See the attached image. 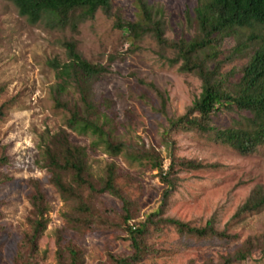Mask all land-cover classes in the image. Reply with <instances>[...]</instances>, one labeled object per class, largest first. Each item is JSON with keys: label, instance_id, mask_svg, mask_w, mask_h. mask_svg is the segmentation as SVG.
Returning a JSON list of instances; mask_svg holds the SVG:
<instances>
[{"label": "rangeland", "instance_id": "1", "mask_svg": "<svg viewBox=\"0 0 264 264\" xmlns=\"http://www.w3.org/2000/svg\"><path fill=\"white\" fill-rule=\"evenodd\" d=\"M110 1L112 12L123 20L136 19L133 0ZM196 1L147 0L169 40L193 36ZM114 21L98 10L74 27L57 28L44 20L30 24L11 2L0 0V156L6 158L0 167V177L4 178L0 182V264H16L24 240L33 232L31 195L36 183L46 200L47 223L37 241L33 264H58V251L62 261L68 262L64 252L68 244L80 251L79 264H112L109 255L130 252L121 230L72 229L73 203L60 198L45 167L44 148L49 136L65 129L68 117L67 111L55 105L53 89L58 79L49 65L50 61L66 60L65 41H72L87 61L107 68L93 83L92 98L106 117L107 123L102 117L99 122L105 123L113 141L126 147L113 156L96 136L70 131L71 141L86 149L91 181L100 187L106 167L114 165L116 185L130 202L132 224L143 221L152 209H160L155 220L175 218L195 227L211 221L215 229L231 236L197 238L179 234L168 225L150 229L147 244L152 250L138 264H217L221 256L233 254L247 238L264 234V207L234 218L251 191L258 185L264 187V146L240 155L195 132L171 134L178 159L210 166L198 170L176 167L175 186L166 199V186L158 170L129 158L128 151H152L163 158L167 170L168 149L163 145L167 119L183 114L201 89L196 76L180 72L179 65L170 62L171 51L161 49L150 37L131 47L127 32L116 28ZM246 36L226 37L219 59L228 56L239 42L246 43ZM253 47L222 64L223 73L234 71L230 81L239 77L238 71ZM148 83L165 98L163 112L160 95ZM67 91V100L69 95L77 97L71 87ZM234 119H238L237 111L223 110L212 117V125L225 128ZM64 180L70 182V175ZM87 194L83 192L84 197ZM91 204L103 217L120 221L121 202L116 197L104 193L92 197ZM233 264H264V257L256 251L251 258Z\"/></svg>", "mask_w": 264, "mask_h": 264}, {"label": "trees", "instance_id": "2", "mask_svg": "<svg viewBox=\"0 0 264 264\" xmlns=\"http://www.w3.org/2000/svg\"><path fill=\"white\" fill-rule=\"evenodd\" d=\"M11 2L20 16L30 24L44 20L53 27H74L78 22L92 18L100 10L105 16L115 18V27L126 31V41L131 47L150 37L163 50L172 52L170 62L178 64V70L196 76L200 81V93L186 107L183 114L167 119L164 130L163 145L168 149L169 166L165 170L163 158L150 151H128L129 158L140 164H148L156 169L163 184L166 186L164 198L173 190L176 167L198 170L204 165L193 160L178 159L174 153V141L170 135L179 132H195L206 136L211 142L228 147L240 155L254 153L264 146V0H197L193 7L195 32L189 39L169 40L164 35L161 19L147 0H133L136 8V19L123 20L112 12L110 0H6ZM248 34V35H247ZM246 36V43L239 42L230 50L223 60L221 46L226 37ZM66 60L62 63L50 61L58 83L54 87L53 98L56 107L68 112L65 129H59L49 136L45 145V167L50 172V183L64 201H71L74 207L73 220L70 221L74 230L99 229L121 230V238L129 242L130 252L121 255H109L112 264H138L152 250L147 244L150 229L160 226H172L179 234L197 238L217 237L229 239L226 231H218L211 221L203 227H195L175 218H158L161 210H153L145 215L143 221L131 223L130 202L123 196L116 185V170L113 164L105 169L102 184L97 187L88 173L86 149L70 139V131L77 135L90 133L104 144L105 151L117 155L124 151L125 144L115 142L104 128L105 115L102 114L92 98V85L107 68L100 63L87 61L77 50L72 41L63 43ZM254 47L248 55L247 62L239 69L236 81H230L233 72L223 73L222 64L232 56H242L247 48ZM161 97L163 112L165 98L152 83L147 84ZM68 87L73 89L77 97L69 95ZM73 98V99H72ZM223 110L237 111L238 119L230 126L218 128L212 125V117ZM0 110V114H1ZM165 113V112H164ZM104 119V124L99 118ZM6 162L0 156V167ZM146 162V163H145ZM70 175V182L64 180ZM4 178L0 177V182ZM88 191L87 197L83 192ZM109 194L121 202L120 221L103 217L97 209L93 210L91 198L101 194ZM33 232L28 235L18 253L16 264H33L37 241L44 230L47 219L44 217L47 207L46 200L39 185L34 186L31 195ZM264 207V187L256 186L248 198L234 214L239 219L242 215L253 213ZM70 226V225H69ZM259 251L264 257V234L247 238L241 246L230 255L221 256L220 263L233 264L236 260L244 261ZM68 262L62 261V253L57 252L58 264H79L80 251L72 244L64 247ZM203 264H213L211 261Z\"/></svg>", "mask_w": 264, "mask_h": 264}]
</instances>
